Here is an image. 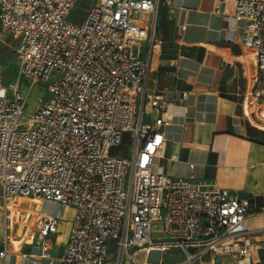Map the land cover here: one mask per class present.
<instances>
[{"label": "built area", "instance_id": "obj_1", "mask_svg": "<svg viewBox=\"0 0 264 264\" xmlns=\"http://www.w3.org/2000/svg\"><path fill=\"white\" fill-rule=\"evenodd\" d=\"M232 2L223 19L243 56L245 91L264 118V0ZM163 4L0 0V36L15 41L18 65L16 80L0 81L2 264L13 254L47 264H134L137 250L177 251L172 264H194L207 251L251 264L256 243L247 198L152 169L167 124L163 113L151 116L164 103L147 89L150 57L162 43ZM20 78L29 81L28 90L47 87L30 114ZM30 199L73 211L56 254L52 240L63 218L41 204L31 207ZM19 224L25 231L35 226L38 252L10 244Z\"/></svg>", "mask_w": 264, "mask_h": 264}, {"label": "crops", "instance_id": "obj_2", "mask_svg": "<svg viewBox=\"0 0 264 264\" xmlns=\"http://www.w3.org/2000/svg\"><path fill=\"white\" fill-rule=\"evenodd\" d=\"M163 1L158 12L162 43L150 57L147 89L164 103V109L153 110L151 116L163 113L167 124L164 145L152 169L176 178L191 176L207 189H228L247 198L248 223L255 231L256 243L251 264H264V118L245 91L243 56L223 19L232 13L233 2ZM237 27L238 37L241 24ZM183 92L185 98L181 99ZM3 203L0 190V242L7 234ZM54 205L42 202L40 209L48 213ZM65 235L59 223L52 240L54 254L62 249ZM10 244L17 251L38 252L39 240L32 235L23 245L13 240L12 234ZM178 258L177 251L137 250L133 262L172 264ZM6 264L47 263L13 254ZM194 264H238V260L207 251Z\"/></svg>", "mask_w": 264, "mask_h": 264}, {"label": "rangeland", "instance_id": "obj_3", "mask_svg": "<svg viewBox=\"0 0 264 264\" xmlns=\"http://www.w3.org/2000/svg\"><path fill=\"white\" fill-rule=\"evenodd\" d=\"M15 41L11 36L3 35L0 36V81L3 85L16 80L18 78V65L14 53ZM21 82L22 92L28 90L29 81L26 79H19ZM47 97V87L44 83L34 84L27 91V99L24 106V114H30L33 112L35 107L42 103ZM128 149V148H126ZM31 207L33 204H42L43 201H36L35 199H30ZM24 203V202H23ZM25 204V203H24ZM48 213L54 215H59L63 219L60 222L61 231H66L68 228V220L71 217V210H65L63 206L56 204L49 209ZM24 217V216H23ZM35 222V219L33 220ZM33 224V223H32ZM33 226V225H32ZM31 226V227H32ZM13 240L18 241V243L25 244L30 239H32L35 234V226L32 229L25 231V227L22 225H13ZM108 251L112 252V243L108 242Z\"/></svg>", "mask_w": 264, "mask_h": 264}, {"label": "bare ground", "instance_id": "obj_4", "mask_svg": "<svg viewBox=\"0 0 264 264\" xmlns=\"http://www.w3.org/2000/svg\"><path fill=\"white\" fill-rule=\"evenodd\" d=\"M36 201H41V200H39V199H35Z\"/></svg>", "mask_w": 264, "mask_h": 264}]
</instances>
